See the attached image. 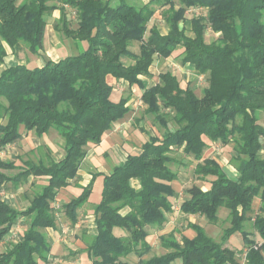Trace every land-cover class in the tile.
<instances>
[{
  "label": "trees",
  "instance_id": "1",
  "mask_svg": "<svg viewBox=\"0 0 264 264\" xmlns=\"http://www.w3.org/2000/svg\"><path fill=\"white\" fill-rule=\"evenodd\" d=\"M67 6L76 11L77 26H71ZM157 6L164 8L166 33L156 24L149 27ZM192 8L207 13L193 16L190 36L180 23ZM56 9L61 10L56 27L86 47L42 66L18 63L0 73V151L23 137L22 127L39 136L55 127L65 140L64 156L48 163L41 157L0 156V186L12 182L17 187L30 177L47 180L25 209L0 199V243L6 242L0 264L49 262L47 229L57 226L59 190L77 177L89 144H99L129 111L130 94L118 102L111 99L110 75L143 88L146 113L165 130L104 175L94 208L97 233L86 247L90 264H134L130 256L138 258L135 264H241L239 258L243 264H264V125L257 116L264 111V0H0V65L5 43L11 48L22 43L40 54L47 17ZM208 28L217 34L211 41L206 40ZM135 41L140 42L138 53L132 50ZM179 48L181 64L207 77L201 96L191 84L182 86L170 70L161 71L150 87L141 79L153 77L150 67L156 58ZM123 57L133 62L126 64ZM209 140L233 143L237 177L228 175L217 159L205 157ZM181 156L195 160V176L211 184L207 190L196 183L186 187L182 212L217 223L218 210L225 206L230 226L220 242L192 223L194 237L162 238L168 251L144 258L152 250L150 227L163 226L173 211L171 198L177 192L172 182L178 177L171 164L184 162ZM91 190L89 184L62 204L72 225ZM256 197L261 203L252 216ZM19 225L22 230L13 236ZM236 232L243 235L241 250L225 244Z\"/></svg>",
  "mask_w": 264,
  "mask_h": 264
},
{
  "label": "crops",
  "instance_id": "2",
  "mask_svg": "<svg viewBox=\"0 0 264 264\" xmlns=\"http://www.w3.org/2000/svg\"><path fill=\"white\" fill-rule=\"evenodd\" d=\"M66 8L70 11L73 10V8L69 6H67ZM55 11H59L61 14L60 9H56ZM54 12L52 14H54ZM52 14L47 17L46 36L49 32L54 31V29L56 28L57 22L54 23L53 21V24H52L50 23L49 20L52 16H53V19L58 18L57 17L58 15L56 14L52 15ZM68 17L70 19L69 13H68ZM50 25H52L51 28H50ZM166 32H163V33H166ZM75 42H76L75 45H76L77 53L86 47L85 41H75ZM5 48H6L7 54L4 58V63L0 65V73L6 67L16 65L18 63H27L30 66V64L28 63L29 59L25 56L23 57L20 56V53L24 51V44L18 43L15 45L14 48H11L8 44L5 43ZM39 53H40L39 55L44 56V58L42 57V59H38L36 61V64H32L31 66L33 65L42 66L45 63V61L48 59L57 61L61 57L68 55V54L62 55V56L57 55V57H51L49 51L47 52V51H44L43 49H41ZM161 60L162 59L160 58H156L155 63L150 67V71L153 74V77L155 75L159 76V73L161 72L160 70L157 69V64L161 62ZM169 60H170V57H169ZM180 67L182 69L183 67L186 69L188 68V70H190V72H193V73L194 72L199 73L197 70H195L189 65L181 64ZM153 69H156V70L154 71ZM186 69H184L182 73L183 77H185L187 74ZM153 77L150 78L147 76H141V79L144 81V84L146 87H150L156 83V81L153 80ZM108 80L111 84L114 85V89L111 94V99L113 101L118 102L123 96H127L130 94L129 100L127 102L129 111L126 113V115L122 119L116 121L110 130L106 131V133L104 134L102 138V141L99 144H94V143L89 144V146L87 147V154L78 171L77 177L75 179H72L70 185H68L65 188L60 189L58 192L57 198H56V201L59 200V202H62L61 204L65 202H69L72 198L78 197L82 193L84 187H86L89 184L92 185V190H91L88 200L83 204L82 207L78 209V221L76 222L75 225H72L71 223L72 227L73 226L78 227L81 225V223H84L85 221L91 222L92 229H90V239L84 240V232H82L79 236L75 235V237L80 242L79 246L77 247L76 246L74 247L72 245L66 246V249H68L67 254L74 255L75 251L78 250L77 254L82 255V257L85 256L88 264H90V259L88 257V252L86 250V247H87V243L97 233L94 208H95V205L100 201V199L94 202L90 200L93 191L97 189V186L100 183H102V188H101V192H102L105 174L109 173L116 165L124 163L130 153L140 152L142 145L146 141L150 140L152 136L161 135V132H158L157 128L154 127L155 129L151 130V128L145 124L140 123L138 125L137 124L138 118H133V114H131V113H134V111L131 108V105H132L131 101H132L133 96H131V93L127 95L119 93L115 86V85H125L129 87L130 86L129 83L124 80H117L115 77L111 75L108 77ZM135 88L143 89L138 85H133L129 87V90H134ZM140 104L142 105V107L146 105L142 99V96H141ZM145 111H146V108H145ZM53 128L54 127H51L50 130L47 133H45L46 135L36 136V133H34L33 131H30L29 133H27L24 130V127H22L21 130L23 132V137L19 141H16L12 144H16V143L23 144V148L22 149L20 148V151H17V152L15 151L13 157L7 158V160L16 159L17 156L19 157L22 156L24 159L32 158L35 160L41 157L46 163L50 162L51 159H55V160L61 159L65 154V141L62 140L63 137L60 134L59 130L58 129L55 130ZM164 130L165 128L163 127L162 133L164 132ZM60 144H63L62 150L57 149V147L61 146ZM209 144H210V147L207 149L205 153V157H211V158L217 159L221 163L225 171L228 173V175L232 177H237L238 175L237 168H234L235 170L232 171L234 173H231V169L227 167V165H229V161L226 160L225 157L223 156L221 157L219 154L213 153L216 150L215 145H217V141L212 142L209 140ZM8 146L6 148H8ZM230 154L232 155L233 151ZM181 160L184 161L185 164L181 162L180 163V165H182L181 168H178L177 170L175 169L177 171L178 178L172 182V185L177 192V195L171 198V201L173 203V211L166 214L167 220L163 226L159 227V226L153 225L152 227H150V235L148 237V240L152 244V250L151 252L146 254L144 258H149L155 254L157 255L163 254L168 251V249L164 246L162 242V238L175 237L176 239L179 240L182 238V236H187L190 238L194 237L196 235V231L190 226L192 223H198L202 225L210 236H212L214 239L220 242L222 241L223 229L228 227L227 224L222 225L221 235H220V238L218 239L216 238L214 234L211 233V229L213 227H218L217 223L219 221L217 223H212L207 218L199 214H186L182 212L181 203L187 197V194L184 193L183 195L182 194L180 195V190H181L180 188H183L185 184L190 183V181H192L191 177L195 176L194 169H195L196 161L192 160V158H189V157L186 158L185 156H181ZM187 160L191 163V166L189 165V162ZM224 161L227 162L226 165L224 164ZM5 172L11 173L10 171H5ZM35 178H38L37 182L42 180L41 181L42 183L39 182L38 184L35 181ZM212 178L213 177L211 178L209 177V179H212ZM31 179H33L30 182L31 187H25V188L23 187V182H21L17 187H15L14 184L11 182L12 185L15 187V191L13 193H6V195H4L3 197H0V199L5 200L6 202L10 203L13 207L17 209H20V210L25 209L26 207L30 205L31 199L36 194V192H38L41 189V187L47 182L46 177H30L27 181ZM174 182H178L180 184V188H176V185ZM207 182H208L207 184L208 188L202 187L204 190H207L210 188V185H211L210 181L208 180ZM34 186H36L37 188H35ZM31 191H32V196L31 198H29L28 193ZM23 196H26L27 199L23 200L22 199ZM100 198H101V194H100ZM257 199L259 200L257 201ZM259 203H261V200L259 197H256L253 202V208L258 209L260 205ZM222 207H225V206H222ZM222 207H220L218 210L219 220L221 219L220 209ZM125 211L126 210H124V212ZM224 213L226 214L225 219H227L228 218L227 216H229L230 210L227 208L224 211ZM89 217L90 219H87ZM199 218H203L206 222L200 223L199 221H197V219ZM17 229L18 231H21L22 230L21 225H19ZM62 230L65 231L64 229ZM59 231L60 229H58L57 226L54 228L50 227L47 229V233L52 241V250H51L50 257H49V262L46 264H54V262L56 263V261L60 258V256H58L60 254V251H59L60 245L58 241L61 240V238L59 237V233H60ZM234 235L237 236L235 241L232 240ZM236 241L240 242L239 244L242 245V249H243L244 241H243V235L241 232H236L235 234H233L225 242V244L233 249L239 250L237 248V244H235ZM2 244L5 246L6 242H3ZM159 249L161 250L159 251ZM155 250H158L159 252ZM239 255L240 253H238V258H239ZM131 258L132 256H130V259ZM239 259L241 261V264H243V260H241V258ZM131 261L134 262L133 259H131ZM179 261H180L179 264H182L181 260ZM135 263H138V258H137V261L134 262V264Z\"/></svg>",
  "mask_w": 264,
  "mask_h": 264
},
{
  "label": "rangeland",
  "instance_id": "3",
  "mask_svg": "<svg viewBox=\"0 0 264 264\" xmlns=\"http://www.w3.org/2000/svg\"><path fill=\"white\" fill-rule=\"evenodd\" d=\"M19 1H22V0H19ZM129 1L130 2L131 1L136 2L137 4H142V3L146 2L147 0H129ZM66 10L68 11L69 16H70L69 22H70L71 26L72 27L77 26L76 19L74 18L72 11H70L68 9H66ZM163 10H164V8L157 6V10H156L154 16L152 17L151 21L149 22V27L156 24L161 29V31L166 32L168 29V25H167V22L163 16V13H162ZM198 13H199V15L205 14V13H207V9L198 8L196 11L195 10L188 11L186 13L185 20L180 23V26L184 27L186 29V34H188L190 36L193 35V32L191 30V26H192L191 19L193 18V16L197 15ZM54 14L58 15L57 16L58 18L53 19V16H52L49 20L50 23H52V24H53V21H54V23L58 22L60 17H61V14L59 11H55ZM54 14H52V15H54ZM51 26L52 25H50V28H51ZM148 34H149V32L147 33V36H148ZM216 36H217V34L214 31H212L210 28H208L207 33H206V40L211 41L214 38H216ZM75 41H76L75 39L66 35L63 32V30L58 29L56 27L54 29V31L49 32L47 34V36L45 37L43 50L47 51V52L49 51L51 57H57V55L62 56V55H66V54L77 53ZM139 48H140V42H136V41L133 42L132 50L134 52L138 53ZM181 51H182L181 48L174 51L173 54L171 56H169L170 60H169V57H167V59L160 57V59H162V60H161V62H159L157 64V69L160 71H163V70L172 71L173 74L176 75V77L178 79H180L181 84L183 86H186L188 83L191 84L195 88V92L201 96L203 94L204 88L208 86L207 77L201 73L199 74V73H195V72L194 73L190 72V70H188V68L186 69L183 67V69H182L180 67V65H181L180 64V53H181ZM10 55H11V53H10ZM20 56L21 57H23V56L27 57L29 59L28 63L30 64V66L32 64H36V61L38 59H42V57L44 58V56H41L39 54H35V53L31 52L26 45H24V51L20 53ZM39 57H41V58H39ZM123 60L126 64H130L133 62V60L129 57H123ZM184 69L187 70V74L185 77L182 76ZM153 70L155 71L156 69H153ZM187 79H189V80H187ZM153 80L158 81L159 76L155 75L153 77ZM115 86H116L119 93H122L124 95L131 93V96H133L132 101H131V104H132L131 108L134 111V113H131V114H133V118H138L137 124L138 125L140 123L145 124L148 127H150L151 130L152 129L154 130L155 128H157L158 132H161V134H162V131H163L162 125L159 122H157L153 116L146 113V111H145L146 105L143 104L144 107H142V105L140 104L143 89L135 88L134 90H129V87H127L125 85H115ZM257 116L259 118V123L264 125V111L258 112ZM169 124H170V127H172V128L175 126V123L173 122L171 117L169 118ZM53 129L57 130V128H55V127ZM44 135H46V134H44ZM49 135H50V133H49ZM36 136H38V135L36 134ZM62 140L65 141L63 138H62ZM60 145H61L60 146L61 148L57 147V149L62 150L63 144H60ZM215 147H216V150L213 153H217L221 157L222 156L225 157V159L229 161V165H227V167L229 169H231V173H234L232 171H234L235 170L234 168H236V162H235V160L232 159V155L230 154L233 151V143L223 144L222 142L217 141V145H215ZM20 148L21 149L23 148V144H18V143L12 144V145L8 146V148L0 151V155L2 156L3 159L12 158L14 155V152L20 151ZM262 155L264 156V149L262 151ZM17 163L21 164L22 161L17 160ZM224 164L226 165L227 162L224 161ZM189 165L191 166L190 162H189ZM181 166L182 165H180L178 163L177 164H175V163L171 164V167L173 169H176V170L178 168H181ZM17 171L18 170H13L10 172L12 174H14ZM189 172H190V170H189ZM37 179L38 178H35L36 182H37ZM191 179H192V181H190V183L185 184V186H183V188H180V184L178 182H174L176 185V188L181 189L180 195L181 194L183 195L184 193H186L185 187H187L193 183H196L203 188H208V185H207L208 180L207 179L204 180V179H201L197 176H192ZM32 180L33 179L23 182V187L24 188L25 187H31L30 182ZM41 181H39V182L42 183ZM39 182H37V183L39 184ZM34 187L37 188L36 186H34ZM101 188H102V183H100L97 186V189H95L93 191L92 196L90 198L91 201L94 202V201L100 199ZM14 191H15V187L12 185L11 182L5 183L4 185L0 186V197H3L4 195H6V193H13ZM31 196H32V191L28 193V197L31 198ZM22 199L26 200L27 197L23 196ZM258 200L259 199H257V201ZM61 203L62 202H59V200L54 203L55 207L57 208V214H56L57 215V228L60 229L59 237L61 238V240L58 241V243L60 245V249H59L60 254L58 256H60V258L56 261V263L54 261L53 262H54V264H88L85 256L82 257V255L77 254L78 250L75 251L74 255L67 254L68 249H66V246H70V245H72L74 247L79 246L80 242L75 237V235L79 236L82 232H84V240H89L90 239V229H92L91 228L92 224H91V222L85 221L84 223H81V225L78 227H74V226L72 227L70 219L68 218V216L65 214V212L61 208V205H62ZM226 209H227L226 207H222L220 209L221 219L217 223L218 227H213L211 229V233L214 234L216 236V238H218V239L220 238V235H221L222 225H224V224H227L228 226L230 225L229 218L225 219L226 214L224 213V211ZM256 211H257V209L254 208V211L252 212V216H254V213ZM227 217H229V216H227ZM87 219H90V217ZM197 221H199L200 223L206 222L203 218H199V219H197ZM247 225H248V227L251 226V224L249 222ZM62 229H64L65 231H63ZM236 237L237 236L234 235L232 240L235 241ZM256 238L260 239L258 234L256 235ZM239 243H240L239 241H236L235 244H237V248L239 250H241L242 245H240ZM3 249H4V245L1 243L0 244V251ZM160 250L161 249H159V251ZM155 251H158V250H155ZM131 259H133L134 262L137 261V258L135 256H132ZM179 263H180V261L176 260L172 264H179Z\"/></svg>",
  "mask_w": 264,
  "mask_h": 264
},
{
  "label": "built area",
  "instance_id": "4",
  "mask_svg": "<svg viewBox=\"0 0 264 264\" xmlns=\"http://www.w3.org/2000/svg\"><path fill=\"white\" fill-rule=\"evenodd\" d=\"M198 8H192V9H190V10H188V11H193V10H197ZM72 13H73V16L75 15V13H76V11L75 10H72ZM75 17V16H74ZM18 234H19V231H18V229L16 228L14 231H13V236H18ZM246 255V253H244V256Z\"/></svg>",
  "mask_w": 264,
  "mask_h": 264
}]
</instances>
